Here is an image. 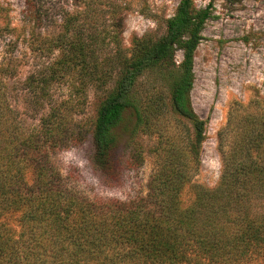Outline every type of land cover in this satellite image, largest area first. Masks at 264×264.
<instances>
[{"label":"trees","instance_id":"16d2710c","mask_svg":"<svg viewBox=\"0 0 264 264\" xmlns=\"http://www.w3.org/2000/svg\"><path fill=\"white\" fill-rule=\"evenodd\" d=\"M211 5L197 11L193 0H180L163 36L135 39L131 53L118 51L100 75L94 44L78 35L67 39L68 24L48 47L61 53L40 79L44 83L56 80V71L74 68L97 89L116 78L93 129L96 168L114 172V130L127 116L131 141L140 134L157 137L143 197L92 200L73 191L51 161L52 153L81 137L67 104L50 108L26 135L6 105L0 76V264H264V146H244L243 134L228 153L220 133L218 184L208 189L192 183L206 126L190 102L193 57ZM116 39L111 41L119 47ZM177 51L183 55L178 64ZM257 126L263 131L264 121ZM254 152L260 158L253 159ZM143 154L132 144L129 165L142 166Z\"/></svg>","mask_w":264,"mask_h":264},{"label":"rangeland","instance_id":"374dc122","mask_svg":"<svg viewBox=\"0 0 264 264\" xmlns=\"http://www.w3.org/2000/svg\"><path fill=\"white\" fill-rule=\"evenodd\" d=\"M211 1L203 40L193 57L194 82L190 93L193 111L206 121L200 169L192 183L208 189L218 184L223 169L220 133L223 150L228 153L243 134L248 135L244 146L252 141L264 146V137L260 138L264 130L257 126L264 121V0H193V4L197 11H202ZM179 2L0 0V76L5 84L6 105L28 135L39 127L50 108L65 101L81 137L67 149L52 153L51 161L73 191L92 200L130 201L145 196L157 137L140 134L131 141L124 129V124L129 128L132 125L127 116L124 124L114 130L119 136L114 172L106 175L96 168L92 162L93 129L98 110L116 78L104 81L103 89H97L74 68L64 73L56 71L59 77L54 81H40L47 77L61 53L48 48L51 41L64 35V24H68L67 39L78 35L94 44L100 75L107 67V59L118 51L124 56L131 53L135 39L163 36L165 20L173 16ZM113 38H117L119 47L113 44ZM182 58V52L177 51L176 64ZM132 144L144 150L140 167L128 163ZM65 150H75L79 161L71 166L64 164L61 156ZM258 156L252 153L253 159ZM189 194L186 189L184 201Z\"/></svg>","mask_w":264,"mask_h":264},{"label":"clouds","instance_id":"9594fccd","mask_svg":"<svg viewBox=\"0 0 264 264\" xmlns=\"http://www.w3.org/2000/svg\"><path fill=\"white\" fill-rule=\"evenodd\" d=\"M62 162L68 166H71L74 162L79 161L75 150H65L61 156Z\"/></svg>","mask_w":264,"mask_h":264}]
</instances>
